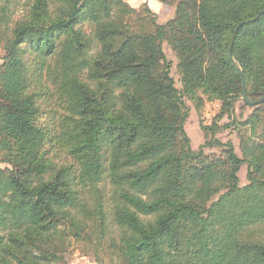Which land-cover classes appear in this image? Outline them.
Segmentation results:
<instances>
[{"label":"trees","instance_id":"obj_1","mask_svg":"<svg viewBox=\"0 0 264 264\" xmlns=\"http://www.w3.org/2000/svg\"><path fill=\"white\" fill-rule=\"evenodd\" d=\"M157 1L177 3L175 16L159 24L145 3L135 26L123 0H0V264H50L36 245L90 220L122 264H264V103L241 122L242 157L214 137L242 99L229 47L248 19L231 55L247 96L264 94V0ZM199 89L220 109L194 150L183 97ZM48 97L53 126L39 117Z\"/></svg>","mask_w":264,"mask_h":264},{"label":"rangeland","instance_id":"obj_2","mask_svg":"<svg viewBox=\"0 0 264 264\" xmlns=\"http://www.w3.org/2000/svg\"><path fill=\"white\" fill-rule=\"evenodd\" d=\"M21 1V0H20ZM130 7V22L137 25L138 14L142 13L143 5L146 3L150 10L156 15V22L164 24L175 16L177 3H164L157 0H123ZM136 12V13H135ZM24 11L22 7L17 5L9 13V25L22 17ZM4 29L5 27H0ZM85 30L89 31V24H84ZM2 34L0 35V37ZM162 48L167 61L170 63V75L174 79L175 86L181 90L183 89L180 73L177 68L178 60L175 54L167 42L162 43ZM3 55V49L0 44V58ZM1 62V59H0ZM44 82L48 84V80L44 79ZM49 85V84H48ZM200 98V99H198ZM183 100L189 110L188 117L184 124V129L191 141V147L196 150L206 141L205 135L202 130V126H210L214 121V117L219 112L220 102L216 99H209L203 90L194 91L189 94L184 92ZM40 105V122L44 126H53L57 123V116L61 113L60 108L55 103L52 97H48L39 102ZM252 107L247 106L242 99H240L235 106V114L232 118L223 117L216 122L219 124V131L216 132L215 138L221 142H231L235 153L242 157V151L240 148V138L244 134H248V128L241 125V122L245 120L251 113ZM54 112H58L55 114ZM237 125L226 127L223 126L229 124L230 121ZM211 135L208 136L210 138ZM204 152L207 155L219 156L222 153V148L219 146L205 147ZM55 162L58 166L69 165L72 162V158L65 152L57 151L53 153ZM1 166V165H0ZM248 167L244 164L240 167L237 176L239 179V186L243 188L248 184L247 178ZM84 229L80 233H75V230L70 228L69 225L61 226L57 233L51 237L50 240L41 242L36 245L37 253L35 255L40 256V251H47L49 255L47 257L50 260V264H122V260L117 257L114 252L112 243L110 240L111 231L103 226H95L93 221H88L83 226ZM39 251V252H38ZM9 264H15L13 258L8 259Z\"/></svg>","mask_w":264,"mask_h":264},{"label":"water","instance_id":"obj_3","mask_svg":"<svg viewBox=\"0 0 264 264\" xmlns=\"http://www.w3.org/2000/svg\"><path fill=\"white\" fill-rule=\"evenodd\" d=\"M263 12V11H262ZM261 12V13H262ZM260 13V14H261ZM260 14H258L254 19H256ZM249 21H251L250 19L248 20H244V21H241L239 22L234 31H233V35H232V39H231V43H230V47H229V56H230V59L232 60V62L234 63V65L237 67L238 69V72L240 74V77H241V85H242V100L248 104L249 106H257V105H260L262 103H264V94L256 99H250L248 96H247V93H246V90H245V84H244V78H243V74H242V71L241 69L238 67V65L234 62L233 58H232V55H231V48H232V45L235 41V38L237 36V33H238V30L241 26H243L245 23H248Z\"/></svg>","mask_w":264,"mask_h":264}]
</instances>
